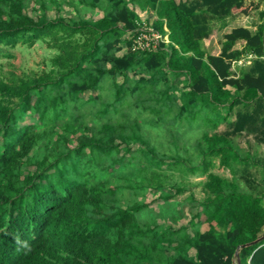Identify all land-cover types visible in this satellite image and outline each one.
<instances>
[{
  "label": "trees",
  "instance_id": "16d2710c",
  "mask_svg": "<svg viewBox=\"0 0 264 264\" xmlns=\"http://www.w3.org/2000/svg\"><path fill=\"white\" fill-rule=\"evenodd\" d=\"M131 1L0 0V54L37 42L52 53L38 71L0 65V264H236V252L264 264V238L250 243L264 235V155L237 141L264 144L263 22L223 33L216 54L205 46L212 20L258 4ZM101 5L96 19L83 13ZM139 10L168 43L133 49ZM197 116L210 129L179 147ZM163 126L174 151L153 140ZM216 159L231 176L210 170ZM181 165L206 174L202 199L171 201L183 189L166 170Z\"/></svg>",
  "mask_w": 264,
  "mask_h": 264
},
{
  "label": "rangeland",
  "instance_id": "374dc122",
  "mask_svg": "<svg viewBox=\"0 0 264 264\" xmlns=\"http://www.w3.org/2000/svg\"><path fill=\"white\" fill-rule=\"evenodd\" d=\"M255 3L258 4L257 9L250 8V2H246L247 9H249L248 14L244 13H236L235 15L226 17L224 20H212L213 25H216L219 27V31L216 29L212 33V35L207 39L208 44H206V48L211 53H218L219 47H220V41L222 40L223 33L229 31L232 27L235 26H246L250 28L252 31L256 29V27L261 23L264 22V18L262 19L260 17V11L264 10V0H252ZM137 2L141 7H145L144 0H132L130 2V6L134 5L133 3ZM34 4L31 3V6ZM107 9V5H101L99 8L91 9L84 7L83 13L87 17H93L94 19L100 17L105 10ZM66 10H71L70 7L65 6L63 7V10L59 13L62 16H67L68 13ZM29 14L32 16H38L40 14V10L38 11H31L29 8ZM66 11V12H65ZM73 13V11L71 12ZM140 20H142L143 26L146 25V21L149 18L150 20L154 19V16L151 14H147L144 11H140ZM58 13L53 10L52 8L45 11V15L47 18H53ZM145 27V26H144ZM52 53L49 49H47L46 45L37 42L33 46L29 47L28 45H22L18 44L17 46L13 48H5L1 51L0 54V65L2 66L3 72H6L9 69L15 70L17 73H29L30 71H38L44 66V61L48 60L50 58V55ZM246 64V63H245ZM245 64H234L235 69L238 71L239 67H242ZM87 94L83 95L84 97ZM234 119V114L231 116V120ZM182 128H180L179 131H181V139H178V145L179 147H191L194 149L195 143L197 139L202 135V133L205 130H209L210 126L206 124L203 120H201L200 117H196L195 120H193L191 123H183ZM217 131L223 132L227 129V123H220L218 127L216 128ZM152 135L154 137L153 140L158 141V143H162L164 146H168L172 148V151L176 148L177 145L175 144V141L177 140L173 139L168 136L166 133V128L163 126L162 128H158L155 132L153 129H151ZM237 141L239 142L240 146L248 149L250 153H254V151H257V155L261 157L264 155V144L256 143L253 135H246L245 133L242 136H239L237 138ZM182 142H185L183 146H181ZM240 167V166H239ZM210 170L220 173L224 176H231V173L228 171V169H225L221 167L218 164V160L216 159L214 161V164L210 167ZM250 172L252 173L253 177L255 179L260 180L261 177V169L257 166L250 168ZM166 173L168 174V179L170 178L171 182L175 183L176 186L181 187L183 189L182 192L171 198V201H182L188 194H193L196 199H202L204 196V191L202 189L203 181L206 179V174H201L199 171L192 172L190 169L185 168L184 166H172L167 168ZM146 201L150 204L151 208L154 209V211H157V204L160 202V200L157 199L156 194L147 193L146 195ZM186 214L181 217L179 220V224L186 223ZM161 221V220H159ZM167 223H170L169 221ZM190 231V229H188Z\"/></svg>",
  "mask_w": 264,
  "mask_h": 264
},
{
  "label": "built area",
  "instance_id": "2783aa9c",
  "mask_svg": "<svg viewBox=\"0 0 264 264\" xmlns=\"http://www.w3.org/2000/svg\"><path fill=\"white\" fill-rule=\"evenodd\" d=\"M167 36L153 30L152 28H141L140 33L135 38L133 43L134 50H155L160 46V43H167ZM236 63H242V59ZM264 230V228H263Z\"/></svg>",
  "mask_w": 264,
  "mask_h": 264
},
{
  "label": "water",
  "instance_id": "95a60500",
  "mask_svg": "<svg viewBox=\"0 0 264 264\" xmlns=\"http://www.w3.org/2000/svg\"><path fill=\"white\" fill-rule=\"evenodd\" d=\"M262 45H263V49H264V23H263V30H262ZM264 238V235H262L261 237H259L258 239H255L254 241H251L250 243H254L260 239ZM248 243V244H250ZM236 264H240L239 261V257H238V253L236 252Z\"/></svg>",
  "mask_w": 264,
  "mask_h": 264
},
{
  "label": "clouds",
  "instance_id": "9594fccd",
  "mask_svg": "<svg viewBox=\"0 0 264 264\" xmlns=\"http://www.w3.org/2000/svg\"><path fill=\"white\" fill-rule=\"evenodd\" d=\"M264 23V22H263ZM163 35H166L167 36V34L166 33H162ZM167 40H168V37H167ZM167 43H168V41H167ZM249 59H250V56H247L246 58H244V59H242V63H246V64H248L249 63ZM241 60V59H240ZM237 62V61H236ZM234 64H238V63H233V66L232 67H234ZM241 64V63H240Z\"/></svg>",
  "mask_w": 264,
  "mask_h": 264
},
{
  "label": "crops",
  "instance_id": "0c3cea01",
  "mask_svg": "<svg viewBox=\"0 0 264 264\" xmlns=\"http://www.w3.org/2000/svg\"><path fill=\"white\" fill-rule=\"evenodd\" d=\"M206 44H208L207 39L205 40V46H206ZM241 64H244V63H241ZM245 65H247V64H245ZM233 68L235 69V67H233ZM235 71L238 72L236 69H235Z\"/></svg>",
  "mask_w": 264,
  "mask_h": 264
}]
</instances>
